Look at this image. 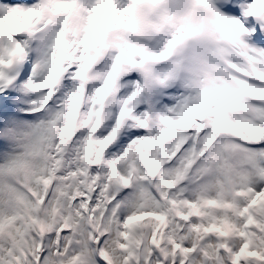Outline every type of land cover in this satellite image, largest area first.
I'll use <instances>...</instances> for the list:
<instances>
[{
    "label": "snow or ice",
    "instance_id": "6c2138e0",
    "mask_svg": "<svg viewBox=\"0 0 264 264\" xmlns=\"http://www.w3.org/2000/svg\"><path fill=\"white\" fill-rule=\"evenodd\" d=\"M0 264H264V0H0Z\"/></svg>",
    "mask_w": 264,
    "mask_h": 264
}]
</instances>
